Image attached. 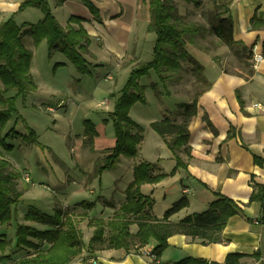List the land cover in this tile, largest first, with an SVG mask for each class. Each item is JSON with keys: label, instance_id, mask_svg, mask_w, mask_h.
Returning <instances> with one entry per match:
<instances>
[{"label": "crops", "instance_id": "1", "mask_svg": "<svg viewBox=\"0 0 264 264\" xmlns=\"http://www.w3.org/2000/svg\"><path fill=\"white\" fill-rule=\"evenodd\" d=\"M25 1L0 0V24L11 17L18 26L35 24L41 20L39 9L19 10ZM88 1L97 10L96 19L80 0H67L61 6H56L55 0H48V4L62 27L67 26L72 16L84 20L80 26L90 38L88 52L84 55L89 68L105 69V82H109L107 77H111V81L115 80L119 73H124L127 79L135 65L152 59L155 36L147 32L150 20L148 0ZM215 5L230 16L236 44L232 48L218 46L213 57L201 56L203 75L210 86L200 91L196 115L188 125V150L179 154L184 165L176 167L175 157L164 141L157 135H150L153 145L142 151V160L150 164L152 175L166 177L156 184L142 185L141 192L153 201L151 212L157 218H161L172 204L185 197L188 206L169 218L172 223L206 211L214 200V194L236 203L242 213L228 219L217 243L201 245L184 235L169 237L167 247L158 260L160 264H174L188 257L223 264L229 254L246 255L239 261L240 264H264V225L259 223L260 206L258 203L248 204L252 193L251 182L264 186V0H215ZM70 26L74 29L79 27L76 24ZM150 43L152 48H147L146 52L145 47ZM252 47H255L256 54L263 57L256 66ZM27 49L35 53L37 48L33 45ZM64 60L67 61L65 57ZM32 62L30 75L36 88L31 73ZM59 62L65 65L64 61ZM115 98L116 95L110 101L103 100L96 105L101 106L100 109L104 108V123L109 120L108 115L111 113L107 104L112 105ZM187 100V103L191 101ZM151 122H148V126ZM93 125L97 132L93 140L95 148H112L115 145L114 136L107 143L105 128ZM144 140L143 134L141 146L145 144ZM126 165L128 180L123 184L124 187L133 180L134 166L131 163ZM75 169L80 174L85 172ZM72 181L76 183L74 179ZM123 186L116 187L108 198L100 196L103 201H107L106 208L115 211L110 205L120 206L124 202ZM171 195L176 201L163 203L159 210L155 209L154 204L160 198L165 201ZM132 231H135L134 227ZM156 245V242L151 241L138 252H97L91 258L94 262H90V259L83 261L86 256L83 253L70 264H151L148 253ZM256 253L260 256L257 260L251 257Z\"/></svg>", "mask_w": 264, "mask_h": 264}, {"label": "trees", "instance_id": "2", "mask_svg": "<svg viewBox=\"0 0 264 264\" xmlns=\"http://www.w3.org/2000/svg\"><path fill=\"white\" fill-rule=\"evenodd\" d=\"M67 0H55L56 6H61ZM82 1L93 17L97 18V10L88 0ZM194 2L195 0H185ZM213 3V11L208 13L209 30L202 25L188 23L178 12L173 0H148L150 20L147 32L155 36L152 49V59L135 65L129 72L124 87L114 101V107L108 118L114 130L115 145L102 152L103 157L95 174L99 176L103 171L116 165L120 157L133 158L143 140V128L130 117V109L137 103L146 104L144 92L146 87L139 84V80L147 76L150 71L156 74L158 81L166 89V82L180 80L182 64L192 67L197 81L207 89L210 84L203 75L202 65L187 51V45L195 43L197 38H204L210 31L216 37V44L232 48L236 43L233 40V27L227 12ZM36 8L42 13V18L35 24L16 25L13 18L0 24V130H2L12 114L16 112L14 101L17 97H25L35 88L31 75L30 64L32 53L23 40L29 37L35 46L45 41L49 58L58 52L62 54L80 74L88 73V63L84 55L88 52L90 38L80 26L84 20L79 17H70L66 27L59 25L54 18L48 0H27L19 10ZM70 24L78 25L74 29ZM245 50V49H244ZM57 66V65H56ZM151 90L159 98L158 87L152 83ZM15 92L14 97H4L9 92ZM167 93V92H166ZM200 92H195L189 103H180L174 113L165 114L161 119L149 124V128L159 136L176 160V167L182 163L179 154L188 150V125L196 115L197 100ZM173 116V117H172ZM181 118L176 122L174 118ZM107 122V121H105ZM85 143L93 144L97 136L94 125L85 120ZM19 139L26 145L37 143L34 131L27 134L16 132L11 127L4 136H0V147L6 152L13 150L7 145L6 139ZM9 163L0 159V226L8 225L13 217V208L18 205L22 196L18 190V173L9 170ZM27 174V173H24ZM23 176V175H22ZM29 176V175H28ZM166 175L154 176L147 164L141 163L133 169V180L124 191V202L114 211L106 221L102 218L90 219L88 225L94 228L89 241L83 242L75 223L59 207L54 208L53 215H47L37 209L30 208L24 214L26 222H34L49 226L47 230H38L27 225H17L15 234V248L13 253L21 254L13 257L11 254L2 255L0 264H70L83 253V261L91 260L97 252L105 250H123L138 252L151 241L157 243L148 254L153 256L152 264H156L162 252L167 247V239L173 235H184L201 245H210L220 241V234L227 221L234 215L242 213V209L233 201L220 194H214V200L206 211L192 214L176 223L169 222V218L188 206L185 197L167 209L161 218L151 212L153 201L140 192L145 184H156ZM252 193L248 204L258 203L261 216L259 223L264 225V186L251 182ZM86 210L92 209L95 204L82 201L79 203ZM135 231H132V228ZM8 244L0 239V248ZM246 257L242 254H229L223 264H240ZM257 260L256 253L251 256ZM151 258V257H150ZM174 264H217L203 259L184 258Z\"/></svg>", "mask_w": 264, "mask_h": 264}, {"label": "rangeland", "instance_id": "3", "mask_svg": "<svg viewBox=\"0 0 264 264\" xmlns=\"http://www.w3.org/2000/svg\"><path fill=\"white\" fill-rule=\"evenodd\" d=\"M195 1L198 5L185 0H173L186 22L202 25L209 30L208 13L213 11V3L211 0ZM41 43L35 46L37 48L35 53L31 52L32 55L34 54L31 59L33 61L31 73L36 88L30 90L25 97L19 96L15 99L16 112L0 130V136H4L13 126L20 134H27L32 130L37 139L36 144L26 145L19 139L8 138L7 145L13 146L11 152H6L0 147V159L8 162L10 165L8 169L19 175L18 190L22 194L20 202L13 208L12 221L8 225L0 226V239L8 242L4 249L0 248V257L7 254L13 257L21 255L13 253L16 250L17 225H27L38 230L49 229V226L24 220V214L30 208L51 216L54 208L59 207L75 223L86 244L94 231V228L88 225L90 219L102 218L106 221L113 215L114 211L106 208L107 201H103L100 196L108 198L118 187L122 188L126 179L128 180L126 163L129 165L131 163L134 167L144 163L151 170L150 164L142 160V151L148 150L153 145L150 135H156L149 128L148 122L158 120L162 114L174 113L178 104L187 103V99H192L194 93L200 92L203 88V85L197 81L192 67L185 63L182 64L180 80L166 82V89L153 71L142 77L139 84L146 87L144 92L146 104H135L129 111V117L143 128L145 144L138 146L135 157H120L114 167L96 176L95 170L101 163L102 152L107 149L95 148L94 144L90 146L85 143L83 122L89 120L99 127L102 125L105 128V140L109 143L114 136L112 124L109 120L105 123L102 121L106 116L102 113L104 108L100 109L101 106L96 105L100 101H110L111 97L117 96L126 83V76L124 73H119L115 80L105 82L106 70L89 68V66L88 73L80 74L73 64L64 60L61 54L56 52L49 58L45 42ZM23 44L26 48L34 45L29 37L24 38ZM218 46L216 37L208 31L204 38H197L194 44L187 45V51L200 63L202 54L213 57V52ZM145 48L147 52V48H152V43ZM61 60L65 65L60 62L58 64ZM152 83L158 87L159 98L150 88ZM14 96L15 92L11 91L4 97ZM60 101L64 102L62 107H59ZM107 107L111 108L112 112L114 103L107 104ZM49 108L53 111L50 112ZM174 119L176 122L178 119L182 120L177 117ZM75 167L85 172L80 174ZM24 173L29 175V182L23 180ZM77 177L80 178L76 180ZM127 186H123V189ZM123 195L125 197L124 192ZM162 200L160 198L158 203L154 204L156 210H159L163 203L176 201L173 195L168 196L165 201ZM81 201H91L95 206L86 210L79 205ZM112 202L116 204L113 198ZM118 206L110 205L114 210Z\"/></svg>", "mask_w": 264, "mask_h": 264}, {"label": "built area", "instance_id": "4", "mask_svg": "<svg viewBox=\"0 0 264 264\" xmlns=\"http://www.w3.org/2000/svg\"><path fill=\"white\" fill-rule=\"evenodd\" d=\"M251 50H252V56H253L254 66H256V65H257V64L263 59V57H262L261 55H258V54L255 53V47H252ZM107 80H108V81H111L112 79H111V77H107ZM63 104H64V102L60 101V103H59V107H62ZM255 106H257V105H255ZM48 110H49L50 112L53 111V109H51V108H49ZM22 178H23V180H24L25 182H29V176H28V174H23ZM184 193H187V192L184 191ZM148 256L151 257V258H153L152 255H149V254H148ZM91 262H94V259H92ZM156 264H159V263L156 262Z\"/></svg>", "mask_w": 264, "mask_h": 264}]
</instances>
